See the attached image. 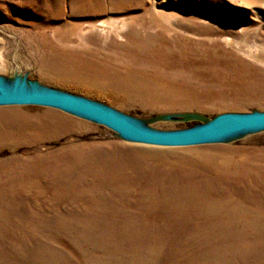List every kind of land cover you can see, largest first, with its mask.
Listing matches in <instances>:
<instances>
[{
    "label": "rangeland",
    "instance_id": "374dc122",
    "mask_svg": "<svg viewBox=\"0 0 264 264\" xmlns=\"http://www.w3.org/2000/svg\"><path fill=\"white\" fill-rule=\"evenodd\" d=\"M112 1L123 0H100L103 9L86 15L75 12V0H0L1 83L78 95L154 130L199 125L220 113L264 111V0H125L118 12L107 10ZM139 39L147 42L141 54L135 51ZM87 63L98 73L87 75L81 68ZM112 77L137 91L112 88ZM3 126L14 131V138L6 140L14 145L0 147V237L15 249L8 242L0 245L8 260L2 264H214L212 257L204 260L203 252L209 253L201 249L205 243L223 252V264H251L240 252L264 248L261 231L223 236L115 231L116 221H123V228L132 221L113 216L121 208L114 203L121 195L100 183L107 173L94 167L108 158L125 180L153 169L174 178L188 173L171 150L209 148L215 158L249 160L264 168V129L201 144L159 146L128 140L83 116L33 104H1ZM152 149L170 152L153 154ZM13 158L22 162L16 168L39 175L34 180L40 182L8 185L11 168L3 162ZM51 163L58 166L41 174L40 167ZM238 177L233 175L226 186ZM258 177L264 183V170ZM129 196L122 203L136 213L137 200ZM14 205L20 206L15 208L23 219L3 218L4 208ZM133 221L146 226L150 219ZM156 223L159 230L162 221ZM17 238L25 240L32 255L27 262ZM160 238L163 243L157 245ZM143 244L147 247L140 248Z\"/></svg>",
    "mask_w": 264,
    "mask_h": 264
},
{
    "label": "bare ground",
    "instance_id": "6f19581e",
    "mask_svg": "<svg viewBox=\"0 0 264 264\" xmlns=\"http://www.w3.org/2000/svg\"><path fill=\"white\" fill-rule=\"evenodd\" d=\"M124 3L125 0L117 4L112 1L107 4V10L118 12L122 9ZM74 4L77 14L88 15L94 8L97 11L100 10V7L103 9L100 0H75ZM128 39L132 40L131 45L133 46V42L135 41H133L132 35L128 36ZM135 45L137 46L135 51H137V54H141L147 42L139 39ZM133 52L134 50L129 51V55ZM81 66V68L85 69V72L88 73L87 75L94 76L95 74L93 73H98L96 72V68L91 64H81ZM117 72L118 71H115L114 74L117 75ZM109 76L110 75H108V77ZM112 79L114 80L111 87L120 90V92L129 93L135 90L137 91V87L129 84L127 81H117L114 77H112ZM107 85L109 86L110 84H101V86L104 87ZM13 132L14 131L10 129L9 126L0 127V147L7 144H11V146L14 145V143L10 141V143H8V141L6 142L7 139L14 138ZM157 151L163 155L170 152L164 149L151 150L153 154H156ZM171 152L175 155V162L182 169V172H187L188 175L173 178L167 174H154L153 169L144 175H137V179L125 180L121 177V174L120 176L110 167L112 163L108 161V158L101 159L98 161V165L94 166H98V169L107 173V177L100 183H102L103 186L115 187L117 189L116 194L121 195V197H118L114 202L121 207L117 209L116 213L114 212V217H124L123 219H126L124 221H132L130 224L131 226H134V223H136V220L133 221L136 218L137 221L145 216L150 219L149 224L146 226L137 223L134 227H127L125 225L124 228L120 224V222L123 221H116L119 223L111 229L115 231H132L139 236L147 235L150 232L160 234L163 231L166 233L168 230L172 231L171 233H189L190 235L194 233L197 235L198 233L209 235L215 232L220 236L232 232L240 233L247 230L264 232V206H262V203H264V183L260 181L261 177H258L264 170L261 165L252 163L249 160H233L230 159L229 156L220 157L221 159L218 157L215 158L213 149L209 148L184 151L171 150ZM3 163V167L11 168V177L9 176L10 179L6 182L8 185L24 187L37 185V183L40 182L37 179L34 180V178H38L39 175H24L16 168V166L22 163L21 161L13 158ZM114 163L117 164L118 160H114ZM57 166L58 163L41 166L40 171L43 172L41 174L46 172L50 173L52 168ZM37 167L38 165H35V168ZM111 172L116 174L115 177H109L113 175ZM233 175L239 176L236 183L231 186H226L225 183L229 184ZM65 179L66 178L62 179L63 183L67 182ZM241 180H244L245 183L240 184ZM133 184H137V194L133 191L136 186ZM118 189L120 191H118ZM256 190H260L261 193ZM131 194L134 199L136 198L137 200L138 209L136 213L125 208L122 203L123 198L125 197L127 200L130 198L129 195ZM17 198L19 199L20 196L18 195ZM15 207L19 208L20 206L14 205L5 207L2 217L19 220L23 219L18 216V211ZM26 215H28V213H26ZM100 215H110V213H101ZM160 221H162V227L160 226L159 230H155L153 226L157 224L156 222ZM31 240L33 242L35 239ZM159 240L160 242L157 245L163 243L161 238ZM3 242H8V248L11 247L15 249L12 242H9L5 237H0L1 246H3ZM15 243L20 252L25 249L26 253L22 252L21 254L25 257V262H27V259H30L32 255L27 252L28 248L26 247L25 240L17 238ZM257 246L260 247L254 248L256 251L251 247L252 249L249 253L241 251L240 254H242L241 256L248 257L251 264H264V248L261 245ZM146 247L147 245L143 244L140 248ZM204 247L207 248L206 252L209 251L207 256L203 252L204 260L206 259V261H208L212 257L214 261H216L215 263L223 264V262H225L224 256L221 254L223 252H220L216 248L214 249L212 246L211 249H209L206 243L201 249ZM212 252L218 254L208 256ZM236 260H238V257ZM238 261L241 260L239 259ZM6 262H8L7 256L5 253L0 252V263Z\"/></svg>",
    "mask_w": 264,
    "mask_h": 264
},
{
    "label": "water",
    "instance_id": "95a60500",
    "mask_svg": "<svg viewBox=\"0 0 264 264\" xmlns=\"http://www.w3.org/2000/svg\"><path fill=\"white\" fill-rule=\"evenodd\" d=\"M1 104H33L56 107L101 123L131 141L159 146H186L213 142L243 131L264 129V111L220 113L205 123L176 130L143 127L117 111L71 93L25 89L0 81Z\"/></svg>",
    "mask_w": 264,
    "mask_h": 264
}]
</instances>
